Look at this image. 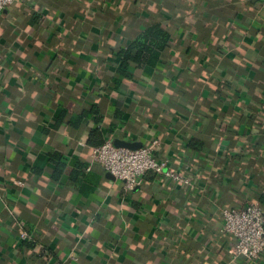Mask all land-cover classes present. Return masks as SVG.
<instances>
[{
    "label": "crops",
    "instance_id": "crops-1",
    "mask_svg": "<svg viewBox=\"0 0 264 264\" xmlns=\"http://www.w3.org/2000/svg\"><path fill=\"white\" fill-rule=\"evenodd\" d=\"M155 22L170 45L120 80L119 48ZM94 104L98 121L81 114ZM154 138L191 186L147 172L125 190L92 158L106 140ZM262 195L263 0L0 11V264H264L233 258L221 218Z\"/></svg>",
    "mask_w": 264,
    "mask_h": 264
},
{
    "label": "built area",
    "instance_id": "built-area-1",
    "mask_svg": "<svg viewBox=\"0 0 264 264\" xmlns=\"http://www.w3.org/2000/svg\"><path fill=\"white\" fill-rule=\"evenodd\" d=\"M16 1L0 0V11ZM159 144L160 140L154 138L140 147L131 149L116 146L111 140H106L93 148L92 158L119 179L125 190L138 186L147 172L162 175L179 185H191L193 181L190 176L169 166L167 158L156 155ZM221 218L223 232L234 239L231 247L233 258L253 260L260 257L264 252V208L259 202L226 206L222 209ZM18 237L20 240H26L27 231L22 230Z\"/></svg>",
    "mask_w": 264,
    "mask_h": 264
},
{
    "label": "trees",
    "instance_id": "trees-1",
    "mask_svg": "<svg viewBox=\"0 0 264 264\" xmlns=\"http://www.w3.org/2000/svg\"><path fill=\"white\" fill-rule=\"evenodd\" d=\"M170 43L171 35L167 28L157 22L147 24L138 37L119 48L117 52V56L119 57V65L116 70L117 77L120 78V80L129 78L131 76V64L141 66L152 59H159L158 55L162 53ZM81 114H85V116L93 115L96 121H98L101 116L100 108L96 104L92 105L89 110ZM190 145L196 146V142H191ZM152 173L156 174L154 172ZM181 186L188 188L191 185ZM257 202L264 208V195L259 196Z\"/></svg>",
    "mask_w": 264,
    "mask_h": 264
},
{
    "label": "water",
    "instance_id": "water-1",
    "mask_svg": "<svg viewBox=\"0 0 264 264\" xmlns=\"http://www.w3.org/2000/svg\"><path fill=\"white\" fill-rule=\"evenodd\" d=\"M113 143L116 146H122V147L131 148V149L140 147L142 145L140 142H131V141H126L122 139H115Z\"/></svg>",
    "mask_w": 264,
    "mask_h": 264
}]
</instances>
